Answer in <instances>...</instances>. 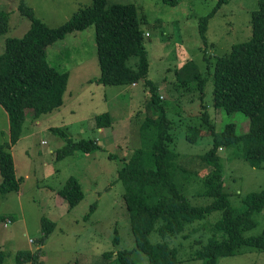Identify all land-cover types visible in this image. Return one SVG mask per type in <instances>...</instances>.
Listing matches in <instances>:
<instances>
[{
  "label": "rangeland",
  "instance_id": "1",
  "mask_svg": "<svg viewBox=\"0 0 264 264\" xmlns=\"http://www.w3.org/2000/svg\"><path fill=\"white\" fill-rule=\"evenodd\" d=\"M23 1L50 28L68 20L77 9L92 4V0ZM18 2L0 0V12L8 14V29L0 34V53L7 37L23 35L31 23L17 10ZM216 2L179 0L172 6L162 0H107L106 5L131 3L136 7L149 64L147 78L160 85L159 98L171 121L173 142L169 149L177 155L176 183L193 205L210 201L196 192L201 187V178L208 173L199 158L211 147V137L205 133L206 125L201 119V102L216 132H221L228 123L234 125L238 134L249 127L248 117L242 112L225 113L213 105L212 68L215 60L228 54L232 45L251 37L249 20L257 8V0H229L222 5L208 18L203 40L199 19ZM46 58L53 67L66 71L68 80L58 108L37 117L32 116L30 109L26 110L20 138L10 150L15 175L21 180L18 190L0 193V216L5 217L0 220L2 264H17L14 261L17 251L37 249L41 250V264H113L115 255L105 257L103 252L132 250L135 245L118 169L141 146L139 127L150 113L151 85L144 81L103 85L94 80L100 76L101 68L93 25L49 44ZM186 60L193 61L205 79L202 101L197 81L186 86L176 77V69ZM105 112L110 114L111 127L97 129L95 118ZM190 132L198 137L196 141L187 139ZM67 138L75 142L95 140L101 148L91 154L76 151L57 159L56 150L66 145ZM8 140V116L0 106V144ZM219 159L223 190L229 205L239 211L244 195L264 187V168L252 167L231 150H220ZM71 177L79 181L84 191V198L73 208L59 194ZM219 218L220 211H213L186 226L189 237L166 238L177 249L175 264H201L192 254L212 235L210 226ZM43 219L54 226L40 244ZM254 221L256 226L242 230L243 236H256L264 231V209L254 215ZM156 227L148 234L151 243L161 240ZM132 257L133 264L146 263L141 251L133 250ZM216 264H264V250L241 246L235 254L219 257Z\"/></svg>",
  "mask_w": 264,
  "mask_h": 264
},
{
  "label": "trees",
  "instance_id": "2",
  "mask_svg": "<svg viewBox=\"0 0 264 264\" xmlns=\"http://www.w3.org/2000/svg\"><path fill=\"white\" fill-rule=\"evenodd\" d=\"M176 5L179 0H162ZM229 0H217L215 6L199 19V33L204 40L206 24L217 10ZM107 0H92V4L77 9L68 20L50 28L36 18L32 10L19 0L17 10L31 23L19 37L5 39L0 53V106L6 111L9 123V140L0 144V193L18 190L20 178L14 170L11 148L20 138L26 110L33 117L51 112L63 101L68 73L50 65L46 47L67 33H76L94 26L100 76L94 80L103 85H132L144 81L151 85L148 112L139 127L141 146L118 169V181L124 186L123 199L134 237V249L103 252L105 257L114 256L113 264H133V250L146 256L145 264H175L177 249L166 238L186 234V226L205 216L220 211V218L210 226L212 235L196 248L192 258L201 264H216L221 256L235 254L241 246L264 250V231L256 236H243L241 231L254 228V215L264 209V187L249 192L241 198L242 208L234 210L228 203L222 187L220 150H231L234 155L252 167L264 168V0H257V8L251 12V37L232 45L229 53L218 57L212 68L213 105L225 113L240 111L248 117L249 127L238 134L232 123L225 124L216 132L208 112L203 108L201 119L205 133L211 137V147L199 159L208 173L201 178L199 195L210 198L205 205H193L176 183L178 165L176 154L169 149L173 142L170 134L171 121L166 115L165 104L159 98V86L147 78L148 58L143 44V30L134 4H113ZM8 29V14L0 12V34ZM205 58V57H204ZM206 60V58H205ZM207 65L209 66V60ZM181 84L197 81L202 101L205 79L193 61L186 60L176 69ZM95 127H111L108 112L97 115ZM197 136L190 132L187 139L194 142ZM101 147L95 140L75 142L67 138L66 145L56 150L57 159L66 158L76 151L91 154ZM181 172H185L182 171ZM194 177L193 174H191ZM59 194L70 208L84 198L79 181L71 177L59 189ZM0 220H5L0 216ZM157 225L161 240L151 243L148 234ZM53 223L42 222L40 244L52 231ZM193 230V229H191ZM193 232V231H192ZM114 241H119L116 234ZM40 249L21 250L15 254V263L41 264ZM4 253L0 250V264ZM111 264V263H110Z\"/></svg>",
  "mask_w": 264,
  "mask_h": 264
},
{
  "label": "crops",
  "instance_id": "3",
  "mask_svg": "<svg viewBox=\"0 0 264 264\" xmlns=\"http://www.w3.org/2000/svg\"><path fill=\"white\" fill-rule=\"evenodd\" d=\"M78 33H81V31H76L75 34H78ZM158 86H160V85L158 84ZM11 154H12V153H11ZM14 170H15V164H14ZM63 201L66 202V200H64V199H63ZM8 220H10V219H8Z\"/></svg>",
  "mask_w": 264,
  "mask_h": 264
}]
</instances>
